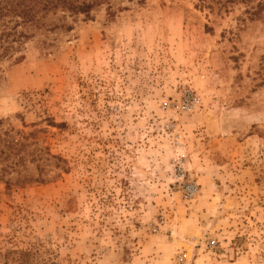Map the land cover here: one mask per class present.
I'll return each mask as SVG.
<instances>
[{"label":"rangeland","instance_id":"rangeland-1","mask_svg":"<svg viewBox=\"0 0 264 264\" xmlns=\"http://www.w3.org/2000/svg\"><path fill=\"white\" fill-rule=\"evenodd\" d=\"M258 3L107 0L25 29L0 62V264H264Z\"/></svg>","mask_w":264,"mask_h":264},{"label":"trees","instance_id":"trees-1","mask_svg":"<svg viewBox=\"0 0 264 264\" xmlns=\"http://www.w3.org/2000/svg\"><path fill=\"white\" fill-rule=\"evenodd\" d=\"M107 0H0V62L13 58L27 38L25 29L65 28L64 20L79 15L89 16ZM256 0H201L226 6L242 3L252 5ZM264 0L250 8L253 17H261ZM22 56L18 59L21 60ZM24 59V57H23Z\"/></svg>","mask_w":264,"mask_h":264},{"label":"built area","instance_id":"built-area-1","mask_svg":"<svg viewBox=\"0 0 264 264\" xmlns=\"http://www.w3.org/2000/svg\"><path fill=\"white\" fill-rule=\"evenodd\" d=\"M177 170L175 174L176 184L181 189L185 200H191L198 193V184L195 180L188 177L186 170L181 162L177 161Z\"/></svg>","mask_w":264,"mask_h":264}]
</instances>
